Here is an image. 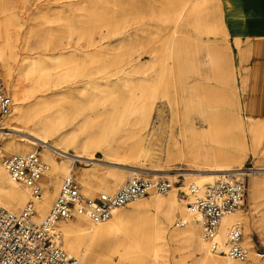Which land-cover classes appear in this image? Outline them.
Wrapping results in <instances>:
<instances>
[{
	"label": "rangeland",
	"instance_id": "rangeland-1",
	"mask_svg": "<svg viewBox=\"0 0 264 264\" xmlns=\"http://www.w3.org/2000/svg\"><path fill=\"white\" fill-rule=\"evenodd\" d=\"M193 3L192 9L179 22L181 31L174 61L170 63L165 78L160 74V80L157 77L155 85L154 81L142 78L145 72H141L140 66L155 64L157 70L162 69L158 60H151L153 53L142 51L150 45L160 44L153 38L157 32L163 31L158 27L161 25L159 9L163 0L0 1V10L3 9L5 14L12 12L15 24L0 33V68L13 106H17V101L11 84L29 96L25 100L28 116L37 114L36 107L41 105L35 96L43 88L31 81L33 64L36 62L45 68L47 80H62L65 68L60 65L54 50L61 46V40L73 42L80 35H99L97 29L102 27L105 32H113L109 38L102 39L113 49L110 54L113 58L109 60L122 54L127 57L131 53L133 64L139 66L123 65L119 68L120 65L111 63L107 74L113 87L105 88L99 82V76L95 75L93 66L88 61L82 62L74 66L72 73L78 81L77 90L72 91V101L65 103L56 94L44 98L47 104L50 101L48 106L52 108L48 112L52 117L57 114L55 106L61 107L64 103L68 106L60 117L55 116L61 121V126L57 127L64 133L75 129L76 141L88 142L87 151L94 154V160H73L70 154H63L51 146L53 141L38 143L35 149L16 152L38 151L42 160L49 164V171L43 176L41 185L48 190L51 207L67 173L53 167L41 152L50 154L58 165L64 163L70 166L88 197H95L102 191L113 193L132 175L171 181L170 190L161 196L166 200L173 194L177 196L179 202L170 210L151 208L145 204L156 192L139 203L119 207L128 213L131 230L137 227L145 231L152 218L165 224L166 229L160 224L150 226L158 258L151 255L154 243L140 233L138 238L147 253L145 259L132 253L137 248L132 247L129 241L133 236L131 234L113 248L109 244L91 245L87 239H79V252H72L63 246L78 259L86 255V264H192L194 261L198 264L203 253L192 250L188 242L175 239L173 232H182L191 224L181 227L175 223L178 217L189 213L191 196L186 182L191 176L189 174L203 172L195 169L198 164L210 168L216 160L229 161L234 167L241 166L246 171L238 174L244 177L247 185L245 201L240 206L244 213V220L240 221L243 243L246 244L247 235L251 241L248 245L249 257L244 264H262V257L255 259L252 255L264 252V169L254 170L264 168V94L261 107L258 104V107L250 108L249 87L251 70L260 56L257 48L264 38V0H195ZM48 28L51 33L46 37L50 43H44L43 37ZM137 41H144L145 48ZM115 70L118 73L114 74ZM75 103L78 107L73 108ZM249 112L251 116H248ZM9 114L11 116L0 118V126L9 120L14 125H26V129L20 131L11 126L0 129L1 161L6 154L12 153L6 148L7 143L21 145L33 138L26 133L27 128H33L32 123L15 121V111ZM253 127H258V132L253 131ZM153 128L158 130L157 137L150 139ZM239 131L244 133V139ZM147 145L150 156L141 154L142 148ZM72 152L73 148L70 149ZM160 167L171 169L165 174H172L156 176L158 171L154 168ZM92 170L95 176L90 174ZM250 171L258 173H248ZM116 177L121 179L118 184L114 182ZM255 179L263 182L259 193L252 186ZM51 180L55 181V185H50ZM83 180L92 184L90 192ZM6 182L7 185L12 184L8 179ZM137 208L142 211L138 215ZM46 215L36 219L41 220ZM88 224L83 222L82 226L86 228ZM127 230H124L125 233ZM61 240H64L63 234ZM210 256L218 257L213 253Z\"/></svg>",
	"mask_w": 264,
	"mask_h": 264
},
{
	"label": "bare ground",
	"instance_id": "bare-ground-1",
	"mask_svg": "<svg viewBox=\"0 0 264 264\" xmlns=\"http://www.w3.org/2000/svg\"><path fill=\"white\" fill-rule=\"evenodd\" d=\"M1 1V0H0ZM116 2H122V0H114ZM195 0H163V4L161 8L159 9V14L161 15L159 18V22L161 23L160 26H158L161 30V33L156 34L154 36L153 40L157 43V41H160V44H153L150 45L146 50L144 49L146 44L144 41H137L139 42V45L142 44L143 51L142 52H148L153 53L154 57L152 56V61L155 62L158 60L160 65L162 66V69H156L157 67L155 64L147 66V65H141L142 67L141 72H145V74L142 76L143 79H146V81H154V84L157 85V77H159L160 74L165 78L167 75V70L170 66V63L174 61V54L176 52V46L178 41V34L181 31L179 29V22L186 16L188 10L193 6V2ZM192 9V8H191ZM7 11H10L7 10ZM0 12L4 13L3 9L0 10ZM1 14V13H0ZM12 12L7 14H1L0 15V33L2 31H7L11 25L14 24V19L11 17ZM156 16V15H155ZM54 25V24H53ZM15 26V24H14ZM52 28H55L54 26ZM59 28V27H57ZM55 28V29H57ZM101 28V29H100ZM97 29V34H84L80 35V37H76L75 41L71 42V40H67L68 42H63L61 40L60 47H52L54 48L56 52V57L58 58V61L61 66H63L65 69L62 74V80H47L46 74L47 72L44 70L45 68L38 64H33V69L30 70V75L32 77V83L37 85H42L43 88L41 89V93L39 95H36L35 97L39 100L40 107H36V115H27L26 111V102L25 100L29 97L24 93V91L18 90V88L15 86V84H11V89L13 91V96L17 101V106H13V101L11 105V111H15L17 114L15 117V121L21 122V124H29L32 123L33 128H27V134L32 136L33 138H29L28 141L24 142L21 145L13 144V142H9L6 144L7 149H11L12 152H21L25 151L30 148H36L35 145L38 143H49L50 141H53L50 145L53 146L57 151L67 154H70L69 156L72 157L73 160L76 159H85V160H94V154L87 151L88 142L87 141H76L75 139V129H72L70 132L64 133L60 131L57 127V125L61 126V121L59 120V117L65 110H67L68 106L65 104L67 101H72L71 95L72 91H76L78 87V81H76V75L72 76L74 66H79L80 63L88 61L92 66L93 70L96 76H99V82L101 85H105V88L113 87L111 84V79H109V75L107 72H109V69L107 67L114 63L115 65L119 66V68L123 65H130V67H139L138 65L133 64V56L132 54H128L127 57H125L126 54H122L121 56L117 57L110 61L113 57H110L111 53H113L112 47L109 45L110 43L104 44L102 42L103 38H109L111 35H113V32L110 30H107V32L103 31L102 27ZM110 28V27H109ZM48 30L45 32L43 41H48V38L46 37V34L51 33V30ZM60 33V32H59ZM63 33V32H61ZM54 34V33H53ZM1 35V34H0ZM71 37V35L69 36ZM82 37V38H81ZM46 43H50L49 41ZM51 48V47H48ZM68 53V54H67ZM127 53V52H125ZM67 54L66 56H64ZM1 55V52H0ZM154 58V59H153ZM147 67V68H145ZM122 69V68H121ZM137 70V69H136ZM118 73L117 70H115L114 74ZM9 74V73H7ZM225 75V73L223 72ZM10 75V74H9ZM223 75V76H224ZM160 80V77H159ZM101 88L100 86H96ZM104 90V89H103ZM102 90V91H103ZM48 91V92H46ZM51 94L57 95L60 100H64V105L61 107L55 106V110H57V114L59 117H52V115L48 112L51 110L50 101L48 100V104L46 103V100H44L45 97H49ZM55 98V97H54ZM71 106V105H70ZM78 107V104L75 103L73 105V108ZM14 108V109H13ZM47 111V113L44 114V112ZM9 112V113H10ZM8 113V114H9ZM11 116V114L8 115ZM6 118V117H5ZM8 120V119H7ZM12 121V120H11ZM5 125L0 126V129H6L8 126H11L13 129H19L20 131L23 129H26V125H14L13 123H10L9 120L5 121ZM11 129V128H9ZM253 131L258 132V127H253ZM157 129L153 128V130L150 133V139H153L157 137ZM241 134V138L244 139V133L242 131H239ZM74 150V152L70 153V149ZM202 152V151H200ZM43 157L51 162L53 167L57 168V170L65 171L67 174L72 173V169L70 166H67L66 164L62 163L61 165L56 164L53 157L50 154L41 152ZM141 154L144 156H150V147L149 145L144 146L141 150ZM198 168H195L198 171L203 172H196V173H190V177L187 179V183L189 186L196 184L199 186H203L206 183H210L215 181L217 178L224 177L228 173H236V174H244L246 173L245 169H243L241 166L234 167L232 164L229 163V161H217L216 163L211 165L210 168H206V165H197ZM139 169V168H138ZM254 169V168H253ZM264 168L259 167L255 168L254 170H263ZM154 170L158 171L155 173L156 176H162V175H171L172 173H166L167 171H172L171 169H162L160 168H154ZM134 172H136L134 170ZM93 173L95 176V171L92 170L90 174ZM248 173L256 174L258 171H250ZM74 174V173H72ZM86 174V172H85ZM89 174V175H90ZM75 175V174H74ZM175 175V174H174ZM9 180L12 184L7 185L6 180ZM121 179L119 177H116L114 179V182L116 184L119 183ZM6 182V183H5ZM83 183L86 186V189L89 190L92 188V184L89 181L83 180ZM186 183V184H187ZM262 180L255 179L253 181L252 186L254 187V190H256L258 193L261 191V188L263 187ZM23 185L20 182L12 179V177L9 175L8 171L3 165V161L0 160V207L7 208L13 212H19L21 210V206H23L24 202L27 200V198L30 196V193L28 191V187ZM50 185H55V181L51 180ZM120 188V187H119ZM43 197L36 202L37 212L38 215H35V219L39 218L40 216L46 215L49 211V208L51 207V201H50V195L48 193L47 188L44 189ZM54 191V190H53ZM115 192V191H114ZM113 192V193H114ZM51 193V192H50ZM109 193V192H108ZM163 194L166 193H156L155 196H152L154 194H151L150 197H152L151 201L145 203L146 205H149V207H154L156 209H171L174 205L178 204V198L175 194L171 195L168 200L161 197ZM148 197V196H147ZM145 197L129 202L127 204H133V203H139L144 200ZM178 206V205H177ZM21 207L18 210H14L11 208H18ZM114 207L110 210L107 217H105L101 221H91L89 216L86 214H78L76 216V220H58L55 222L54 227L55 230L59 232V243L63 247H67L72 252H79V247L81 244L79 243V239H87L91 245H108L112 248L115 247V244L121 243V240H125L126 235H133L129 239L131 242L132 247L137 248V250H133L132 253L135 254V256L140 257L141 259L146 258L145 251L142 248V244L140 243V240L138 238V234L144 235L147 239L151 241V243H154L153 241V232L150 230V226H155L156 224H160L163 227H165V224L160 222H156L154 218L151 220V225L147 227L145 231H140L137 227L133 228L132 230L129 229V218L128 213H124L122 211V208ZM182 210H184L182 208ZM137 212L136 215L140 214L142 211L140 208L135 209ZM189 212L185 216H181L183 218L187 219V223L183 226H186L188 223L191 222L190 225L187 226L185 230L182 232H173V237L175 239L184 240L190 244V246L193 248L192 250L200 251L203 253V256L198 261V264H228L229 258L225 254L216 253L211 250V246L207 239L203 236V232L201 229L200 224L197 222L195 217ZM49 214V213H48ZM47 214V215H48ZM46 215V216H47ZM45 216V217H46ZM168 216H170L168 214ZM44 217V218H45ZM37 220V219H36ZM42 220V219H41ZM238 220L237 223H240V221L244 220V213L242 210H240V207L236 209L235 211L225 214L222 218V226L223 230L221 232V239L224 238L226 230L228 227L234 225L235 221ZM264 221V216L263 219ZM39 221V220H38ZM158 221V220H157ZM83 222L89 223L88 226L85 228L82 226ZM179 226V225H178ZM182 227V226H181ZM125 229H128L125 233ZM166 229V227H165ZM250 230V229H249ZM61 231V233H60ZM61 234H63V242L61 240ZM244 242L245 245L248 247L249 244H251L249 236H245ZM63 243V245H62ZM153 245V251L151 253L153 258H158V251L157 247L155 246V243ZM63 247L64 250H66ZM249 248V247H248ZM67 251V250H66ZM68 252V251H67ZM140 252V253H139ZM69 253V252H68ZM211 253L218 255L217 258L210 256ZM250 253V249H249ZM70 254V253H69ZM72 255V254H70ZM75 256V255H72ZM252 256H255V259H259L258 257H261V253L257 252L256 254H253ZM76 257V256H75ZM77 258V257H76ZM78 259V258H77ZM86 255L81 256L80 259H78V264H86ZM166 259V258H164ZM82 260V261H80ZM88 260V259H87ZM246 262V261H245ZM243 262L242 264H244ZM192 264H196L194 261Z\"/></svg>",
	"mask_w": 264,
	"mask_h": 264
},
{
	"label": "built area",
	"instance_id": "built-area-1",
	"mask_svg": "<svg viewBox=\"0 0 264 264\" xmlns=\"http://www.w3.org/2000/svg\"><path fill=\"white\" fill-rule=\"evenodd\" d=\"M12 97L0 68V118L11 110ZM3 165L12 179L30 190V197L19 212L0 207V264H78L59 243V232L54 224L86 214L92 221H101L114 207L137 201L151 193H167L171 181L132 175L114 193L99 192L88 197L82 191L77 177L66 174L49 214L36 220V202L42 198L41 181L49 171V164L38 151L6 154ZM247 185L244 177L228 173L203 186H190L188 209L200 224L204 237L216 253L227 255L228 264H242L248 260L249 248L243 243V226L235 223L227 228L221 239L222 218L238 209L245 201ZM176 225L183 226L187 219L178 217ZM264 264V252L261 253Z\"/></svg>",
	"mask_w": 264,
	"mask_h": 264
},
{
	"label": "crops",
	"instance_id": "crops-1",
	"mask_svg": "<svg viewBox=\"0 0 264 264\" xmlns=\"http://www.w3.org/2000/svg\"><path fill=\"white\" fill-rule=\"evenodd\" d=\"M258 54L260 55L257 57L255 61V65L253 66L250 77L251 83L249 87V94H250V105L249 107H255L263 104L262 97L264 94V38L260 41L258 48ZM260 52V53H259ZM259 104V105H258ZM248 116H251L249 112ZM61 185V183H60Z\"/></svg>",
	"mask_w": 264,
	"mask_h": 264
}]
</instances>
